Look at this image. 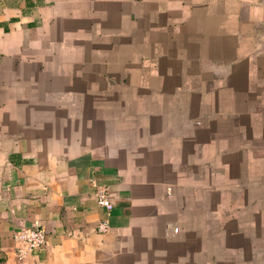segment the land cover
<instances>
[{
    "label": "crops",
    "instance_id": "1",
    "mask_svg": "<svg viewBox=\"0 0 264 264\" xmlns=\"http://www.w3.org/2000/svg\"><path fill=\"white\" fill-rule=\"evenodd\" d=\"M0 264H264V0H0Z\"/></svg>",
    "mask_w": 264,
    "mask_h": 264
},
{
    "label": "built area",
    "instance_id": "2",
    "mask_svg": "<svg viewBox=\"0 0 264 264\" xmlns=\"http://www.w3.org/2000/svg\"><path fill=\"white\" fill-rule=\"evenodd\" d=\"M96 200L108 213H110L114 207V203L110 198L107 187L102 186L97 189ZM97 229L99 232L107 231L109 229L108 222L103 221L99 223ZM15 239L22 243V245L16 250L18 256L22 258L27 250L42 247L46 242V234L44 229L36 224L33 228H24L17 232Z\"/></svg>",
    "mask_w": 264,
    "mask_h": 264
},
{
    "label": "rangeland",
    "instance_id": "3",
    "mask_svg": "<svg viewBox=\"0 0 264 264\" xmlns=\"http://www.w3.org/2000/svg\"><path fill=\"white\" fill-rule=\"evenodd\" d=\"M16 254H17V252H16ZM25 255H26V253H25ZM25 255H24L22 258H24V257H25ZM17 257H18V259H22V258H20V257L18 256V254H17Z\"/></svg>",
    "mask_w": 264,
    "mask_h": 264
}]
</instances>
